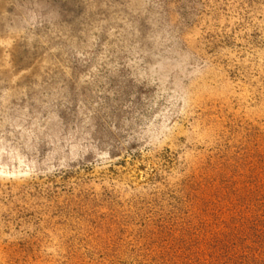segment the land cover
Masks as SVG:
<instances>
[{"label":"rangeland","instance_id":"rangeland-1","mask_svg":"<svg viewBox=\"0 0 264 264\" xmlns=\"http://www.w3.org/2000/svg\"><path fill=\"white\" fill-rule=\"evenodd\" d=\"M0 38V264H264V0H0Z\"/></svg>","mask_w":264,"mask_h":264},{"label":"bare ground","instance_id":"bare-ground-1","mask_svg":"<svg viewBox=\"0 0 264 264\" xmlns=\"http://www.w3.org/2000/svg\"><path fill=\"white\" fill-rule=\"evenodd\" d=\"M0 43L3 45H10L12 43L11 39L10 38H0ZM15 175H18L17 172L14 173Z\"/></svg>","mask_w":264,"mask_h":264}]
</instances>
